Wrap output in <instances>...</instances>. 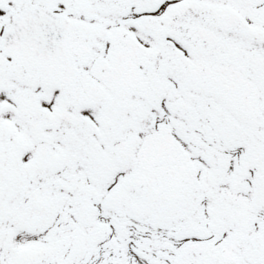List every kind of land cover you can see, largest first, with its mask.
<instances>
[{
	"label": "snow or ice",
	"instance_id": "1",
	"mask_svg": "<svg viewBox=\"0 0 264 264\" xmlns=\"http://www.w3.org/2000/svg\"><path fill=\"white\" fill-rule=\"evenodd\" d=\"M0 264H264V0H0Z\"/></svg>",
	"mask_w": 264,
	"mask_h": 264
}]
</instances>
